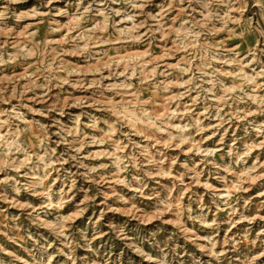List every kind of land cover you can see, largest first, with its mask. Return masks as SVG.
I'll use <instances>...</instances> for the list:
<instances>
[{
	"label": "clouds",
	"instance_id": "clouds-1",
	"mask_svg": "<svg viewBox=\"0 0 264 264\" xmlns=\"http://www.w3.org/2000/svg\"><path fill=\"white\" fill-rule=\"evenodd\" d=\"M4 2L6 6L0 8V37H4L8 43L6 45L0 42V71L17 60H27L35 55L38 64L36 71L39 76L36 73L31 74L29 82L24 85L23 92L14 87L10 89L8 85H14L20 79L28 78V73H25L24 77H0V104L9 105L8 108L0 109V201L15 202L22 192L42 198L44 202L36 210L37 215L33 223L47 228L50 235L54 237V241L40 245V255L34 261L22 260L21 257L0 245V253H5L12 258L11 262L0 259V264H14L16 261H20V264H52L55 257L50 251V243L55 241L62 242L68 248L70 260H74L72 254L76 248L92 251L97 234L89 236L82 230L83 242H74L68 231L71 224L66 221L84 215L89 205L95 202L99 195L104 196L106 211L108 210L107 201L112 197L118 200L127 211V207L136 197L144 196L148 182L157 178L172 180L173 185L169 193H179V195L170 194L163 199L161 210L157 211L155 216L159 218L161 212H171L176 219L169 223L179 227L186 235L191 232L193 243H196L200 237L194 231L185 229L183 223L185 212H187L188 220L194 225L199 223L204 228L218 229L221 221L213 219L209 222L203 206L199 215L194 214L191 208H184L181 203L182 198L191 192L192 185L204 187L211 192L218 209L230 210L229 221L231 222V216L237 212L236 202L242 198L239 194L246 191L245 183L261 178L259 175L255 177L252 175L258 166L240 171L237 168L250 154L251 149L257 146L264 148V122L257 123L255 119H250V117L264 115V82H259L260 78H264V68L257 71L256 67H252L251 74H248L244 69L249 67V64L227 57L223 45L199 43L197 47V43L227 30L233 35H238L242 41L245 38L248 42L254 41L257 45L256 51H260L258 46L264 41V0H255L258 10L253 12L251 19L247 18L245 13L252 10V0H188L189 5H199L201 9L208 11V15L204 16L202 21L178 33L177 43L188 56L187 60L180 65L171 66V71L167 69L156 71L159 65L154 64L152 71L141 77L140 73L146 68L143 59L137 61L136 57H129L126 58L127 67L124 69L123 79L118 83L107 85L104 83L105 79L119 80L121 72L116 68L123 66L124 61L118 65L117 58H111L106 63L104 61L106 53L93 52L98 45L105 43L103 38L95 37L97 28L102 25H97L96 28L87 32L82 30L78 36L67 37L60 41L61 44L71 43L77 54L87 52L91 57L99 56V67L94 66L87 72L83 69L69 68L67 75L61 77L58 72L65 71L64 67L57 69L52 68L47 62L41 64L40 57L43 54L39 50L33 53L21 44L13 42L16 29L9 28L6 22L11 20L18 24L29 14L18 15L11 10L10 6L26 3L27 0H4ZM56 2L57 0H41L47 11L33 9L30 15L33 18H48L49 23L55 22L50 19L53 15L68 16L69 13L66 10L52 12L51 6ZM152 2L153 0H92V3L84 8L83 13H80L79 5L83 3V0H78L77 20L89 19L88 13H92L94 16L103 15L105 20L110 16H123L128 21H136L137 16ZM179 2L183 3L184 0ZM96 3L102 6L103 12L99 8L93 9V4ZM110 5L121 7L112 8ZM168 10L161 5L162 15L157 14L152 17V22L135 23L131 29H118L119 36L115 37L116 43L137 44L141 41L146 42L149 38H155L156 32L163 35L165 28L161 21ZM201 14L203 15V12ZM213 20H221L223 28L209 27ZM44 22V19L36 21L37 24ZM230 23L236 27L229 29ZM142 24L148 29L144 34L137 31ZM76 26L75 23H70L73 29ZM236 29L240 31L237 32ZM172 31L176 33L177 29L174 28ZM81 41H83L82 44ZM8 48L16 49L15 53L9 54ZM189 50H191L190 55H188ZM55 54L54 51L53 55ZM251 63L259 65L261 61L257 57ZM225 65L229 66L228 69L223 68ZM106 68L110 69L107 77L104 75ZM89 75L94 77L91 85L86 80V76ZM133 75L140 79L139 92H152L153 95H163L166 99L158 106L155 100L147 106L143 101L136 100L137 85L130 79ZM157 76H163L164 79L157 80L155 78ZM39 77L45 78L44 83H36ZM228 79L232 80L231 85L226 82ZM63 84H70L80 92L90 88L91 94L79 97L69 94L68 99L57 96L55 102L44 109L23 103L24 94L28 91L35 93L37 89H42L43 95L34 96V98L46 102L50 87L53 85L59 87ZM129 92L131 99L116 102L117 96L122 93L127 95ZM106 94L112 95L111 104L106 102ZM13 100L17 103L12 104ZM153 106L157 107L156 111L151 110ZM69 107L78 108L80 111L73 115L66 111ZM24 108L37 115L49 116L51 113H56L57 117L71 119L70 125L59 118L52 120L51 126L55 129V136L58 137L57 144L65 146L63 155L53 151L50 144L52 132L48 125H38L41 135L35 140L32 138L35 133L29 135V128L22 127V125L37 127V122L30 121L25 112L21 111ZM225 108L228 109L227 112ZM213 121L216 123H212ZM233 124L238 128L243 126L246 135L255 132L258 141L246 144L243 154L237 152L235 141L226 152L223 149V142L217 147L207 146V141L217 135L224 125L232 126ZM205 132H210L211 135L206 137ZM93 146L102 147L98 152H84V149ZM171 152H175L176 155L170 156ZM181 156L185 158L182 162ZM93 160L104 162L92 164ZM177 163L182 169L180 172L174 173L171 166L166 167V164ZM66 164H71L75 171L57 175L49 183L51 174L58 168L63 169ZM206 172L209 178L212 176L219 178L220 173H225L235 179L225 180L226 187L217 191L208 183V179H201L205 177ZM20 177H23L26 182L21 183ZM79 177L87 180L95 188V194H85L84 199L77 206L75 216L67 218L58 215L60 210L73 200ZM186 177L191 183H185ZM57 182L62 184V187L54 191ZM117 187L131 191L134 194L133 197H127L126 193H118ZM101 189L109 191L102 192ZM17 206L20 205L17 204ZM23 207L32 208L33 206L26 204ZM111 210L119 211L120 209ZM41 211L45 213L51 211L55 215V221H41L38 214ZM130 215H135V212ZM29 216H32L31 212ZM12 219L16 220L17 217ZM237 222H231V226L234 227ZM109 227L112 226L109 225ZM0 235L6 236L13 243L17 242L16 237L8 236L7 233H0ZM115 238L125 246L129 242V238L122 230H115ZM224 243L225 245L231 243L233 247H237L240 241L234 237H226ZM207 244L210 247L205 250L219 260L224 253L212 251L216 246L215 238L209 237ZM250 244L257 246L255 241H250ZM149 247L154 249L155 241L143 237L136 240L133 248L126 247V250L133 255L141 254V264L145 262L146 264H163L157 256L153 255ZM262 257H264V250L257 251L250 255L247 264H256V261ZM92 264L96 262L92 261Z\"/></svg>",
	"mask_w": 264,
	"mask_h": 264
},
{
	"label": "rangeland",
	"instance_id": "rangeland-1",
	"mask_svg": "<svg viewBox=\"0 0 264 264\" xmlns=\"http://www.w3.org/2000/svg\"><path fill=\"white\" fill-rule=\"evenodd\" d=\"M92 3V0H83V3L79 5L80 13H83L84 8ZM77 4L78 0H57L55 4L51 6L52 12L56 13L58 10H66L68 16L53 15L51 20L54 23H49L48 18L35 17L30 14L33 9L40 11H47L42 5L41 0H27L26 3L12 4L11 10L18 15L28 13L26 19L21 20L18 24L15 21H7L9 28H15V40L14 43L21 44L26 50H31L35 53L39 50L43 55L40 57V63L47 62L52 68L64 67L66 70L58 72V75L63 77L67 75V69L78 68L87 72L88 69L96 66L99 67L100 57H91L87 52L77 54L73 49L71 43L61 44L60 41L65 40L67 37H76L80 35L81 31H89L96 28L97 25L102 27L97 28L95 37H101L105 40L104 44L98 45L93 52L106 53L104 61L107 63L111 58H117V64L124 61L123 66H118L117 71L121 72L119 80L109 81L105 79L104 83H118L123 79L124 69L127 67L126 58L136 57L137 61L143 59L146 68L144 72L140 73L141 77L151 72L154 64H158L159 68L156 71H163L167 69L172 70L171 66L180 65L186 61L188 56L177 43L178 33L184 29L189 28L190 25L200 22L204 19V16L208 15V11L201 9L199 5H189L188 0H184L180 3L179 0H153L152 4L143 9V11L137 16L136 21H128L123 16L109 17L105 20L103 15L94 16L92 13H88L89 19L77 20ZM161 5L168 8L167 15H163L161 23L165 28V33L162 35L159 32L155 33V38H149L146 42L141 41L137 44H120L116 43L115 37L119 36L118 29L127 28L131 29L135 23L140 22H152V17L160 13ZM4 0H0V8L5 7ZM112 8H120V5H110ZM99 8L103 12V8L99 3L93 4V9ZM251 11L245 13V16L249 19L253 18V12L258 10V6L255 0H252ZM203 12V15L201 14ZM162 15V14H161ZM44 19L43 24H37V20ZM115 20V25H113ZM70 23H75L77 26L73 29L70 27ZM209 27L223 28L221 20H213L210 22ZM236 26L229 24L228 28L233 29ZM177 29L176 33H173L172 29ZM148 29L142 26L137 30L140 34H144ZM237 32L240 29H236ZM34 34V35H33ZM135 35V33H133ZM0 42L7 45L8 41L4 37H0ZM83 41H81V44ZM213 43L216 45H223L226 50V56L231 59H239L243 63L249 64V67L244 69L245 72L251 74V68L256 67V70L264 68V41L259 44L260 51H256L257 45L254 41L248 42L245 38L243 41L238 35H233L230 31L224 30L218 32L215 36L210 37L207 40H203L197 43ZM35 46L34 48L32 46ZM61 49L63 51L61 52ZM9 54H14L16 49L8 48ZM55 51V55L53 52ZM234 53V55H233ZM254 53V54H253ZM191 54L189 50L188 55ZM259 57L261 63L254 65L251 62ZM7 58V57H6ZM55 61V63H53ZM37 57L35 55L29 57L27 60H17L11 66L4 68L0 71V77H24L25 73L29 74L28 78H22L14 85L10 84L8 87H13L23 92L24 85L29 82L31 74L36 73L39 76L37 70ZM221 67L220 65H215ZM229 66H223L224 69H228ZM110 69L104 70L105 77L108 76ZM94 77L86 76L87 83L91 85ZM157 80H163V76L155 77ZM69 79H73L69 77ZM78 79V78H77ZM131 82L137 85L138 95L136 100L143 101L145 105H150L153 100L156 101V106L162 103L166 97L155 96L152 92H139L140 79L135 75L130 77ZM45 78L39 77L36 80L37 84L44 83ZM231 85L232 80L226 81ZM259 82H264V78H260ZM177 91V89H173ZM11 93H9L10 95ZM69 94L79 97L81 95L88 96L91 94V89H87L84 92L78 91L70 84H63L59 87L53 85L48 92V100L42 101L35 99L34 96H42L43 90L37 89L35 93L33 91L26 92L24 104L30 105L34 108L44 109L51 106L57 96H61L63 99H68ZM107 95V103H112V95ZM131 94H121L116 97V102L119 103L125 99H131ZM187 102V98H185ZM17 101L13 100L12 104H16ZM153 106L151 110L156 111L157 107ZM7 104H0V109L8 108ZM162 111V109H160ZM25 112L30 121L37 122V127L31 125H22V127L29 128V135L35 133L32 137L35 140L41 135L38 125H48L50 132H52V138L50 141L53 151L58 155H63L65 146L63 144H57L58 137L55 136V129L51 126L52 120L59 118L62 122L71 124L70 118L57 117L56 113H51L49 116H42L33 114L27 111L26 108L21 109ZM67 112L75 115L78 114L80 109L69 107ZM228 109L225 108V112ZM255 119L257 123L264 122V115H258L250 117ZM86 122V121H85ZM212 123H216L213 121ZM91 131V130H89ZM211 135L210 132H205L204 136ZM138 139V138H137ZM235 141L237 152L243 154L244 146L251 144L254 141H258L257 134L252 132L250 135H246L243 126L236 127L224 125L217 135L207 141V146L217 147L223 142L224 152L233 145ZM102 146H93L84 149L85 153L98 152ZM170 156H175V152L169 153ZM185 158L181 156V162ZM227 159V157H226ZM219 161V154L217 156ZM104 162L102 160H93L92 164H99ZM172 167L174 173L182 171L180 164L167 165L166 167ZM255 166L256 172L253 177L259 175L260 179H254L249 183H245L244 187L246 191L240 193L242 197L236 202L237 212L234 216H231V222L235 223V226H231L229 221L230 210H220L217 208L213 201L212 193L206 188L192 185L191 192L188 195H184L181 203L185 209L191 208L194 214L199 215L201 206L207 217V220L211 222L213 219L221 221L218 229L204 228L199 223L195 225L192 221L187 219V212L184 213V227L194 231L200 239L193 243L191 240V232L187 235L181 232L180 228L175 226L169 221L175 220L176 217L171 213L161 212L159 218L155 216L157 211L161 210L162 200L166 199L168 195H179V193H169V189L172 187L173 182L170 179L157 178L148 182V187L145 189L143 197H136L130 206L127 207V211L124 210V206L120 204L114 197L108 199L107 208L104 203V196L99 195L95 202L91 203L87 211L82 216H76L75 219L66 221L71 224V228L68 229L74 242L82 243V230L87 232L89 236L96 233L97 239L95 240L92 251H88L84 248H76L74 253V260L68 258V248L60 241L50 243V251L55 257L52 264H92L95 261L96 264H141L140 255H133L126 250L127 248H133L136 240L139 238L147 237L155 241L154 249L149 247V250L153 252L154 256H157L163 264H247L250 255L255 254L257 251L264 250V148L259 146L251 149L250 154L244 158L243 162L238 166L237 170L251 169ZM68 171H75L71 164L64 165L63 169H59L53 172L49 178L51 183L57 175L67 174ZM83 171V170H81ZM15 175V173H12ZM21 183H25L23 177L19 178ZM208 179L214 189L220 191L226 187L225 180H234L235 177L220 173L219 178L216 176L208 177L207 172L205 177ZM185 183H191L189 178H185ZM62 187L59 182L56 183L54 191H58ZM102 192L109 191L108 189H101ZM117 192L120 194H127V197H133V193L127 189H120L117 187ZM95 194V188L82 177L77 178L76 189L74 190V198L70 203H67L62 210L58 213L63 217L71 218L75 216L77 212V206L84 199L85 194ZM14 196V194H12ZM43 199L35 195H31L27 192H22L19 197L15 199V202L9 203L7 201H0V233H7L8 236L17 238V242H11L6 236L0 235V245L5 249L15 253L21 257L22 260L34 261L36 257L40 255V245L46 242L54 241V237L50 235L47 228L33 223L37 212L43 203ZM19 204L20 206H17ZM31 204L32 208H24L23 205ZM111 209H120L119 211H112ZM32 216H29V213ZM135 212V215L130 213ZM103 213V216H102ZM41 221L47 220L49 222L55 221V215L49 211L48 213L39 212ZM12 217H17L13 220ZM139 217V219H137ZM111 225L112 227H109ZM229 228L231 229L229 231ZM122 230L129 242L127 246L120 240L115 238V230ZM31 237V239H29ZM214 237L216 246L212 251L217 253H224L219 260L212 256L211 252L205 249L210 246L207 244V239ZM226 237H234L237 241H240L237 247H233L231 243L225 245L224 241ZM259 237V239H257ZM250 241H255L257 246L250 244ZM0 259L5 261H12V258L5 253H0ZM14 264H20V261L14 262ZM146 264V262H145ZM256 264H264V257L256 261Z\"/></svg>",
	"mask_w": 264,
	"mask_h": 264
}]
</instances>
